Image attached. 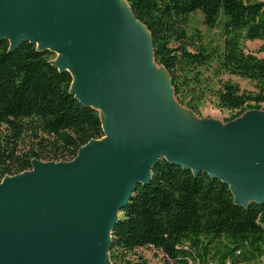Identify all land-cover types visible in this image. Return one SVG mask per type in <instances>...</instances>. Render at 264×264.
Masks as SVG:
<instances>
[{
  "label": "water",
  "instance_id": "1",
  "mask_svg": "<svg viewBox=\"0 0 264 264\" xmlns=\"http://www.w3.org/2000/svg\"><path fill=\"white\" fill-rule=\"evenodd\" d=\"M135 21L117 0L0 2V40L62 50L53 65L75 74L80 102L103 104L107 138L71 161H38L2 179L0 264H109L118 212L161 157L220 179L244 206L264 201V117L227 135L189 120L172 107L171 80L156 70L150 34Z\"/></svg>",
  "mask_w": 264,
  "mask_h": 264
},
{
  "label": "trees",
  "instance_id": "2",
  "mask_svg": "<svg viewBox=\"0 0 264 264\" xmlns=\"http://www.w3.org/2000/svg\"><path fill=\"white\" fill-rule=\"evenodd\" d=\"M126 2L150 34L154 61L167 72L179 104L198 113L207 93L221 109L264 104V57L243 48L245 41L260 40L264 53V0ZM195 12L208 27L223 15L220 51H208L200 34L189 33ZM53 54L36 43L10 49L8 39L0 40V182L30 170L34 159L71 161L82 146L105 135L98 108L71 93L72 74L53 65ZM214 58L220 72L250 80L253 90L230 79L211 86L204 73ZM142 247L153 249L163 264H264V201L244 206L220 179L161 157L149 183L138 184L118 212L109 264H145L127 258Z\"/></svg>",
  "mask_w": 264,
  "mask_h": 264
},
{
  "label": "rangeland",
  "instance_id": "3",
  "mask_svg": "<svg viewBox=\"0 0 264 264\" xmlns=\"http://www.w3.org/2000/svg\"><path fill=\"white\" fill-rule=\"evenodd\" d=\"M7 0H0V2H4ZM119 3L124 5L128 10V5L125 0H117ZM219 21L213 27H208L204 24L202 15L199 12L193 13L188 20L187 29L190 34L193 33L200 34V39L202 45L206 47V49L212 53L217 50H221L223 47V29L225 19L222 14ZM136 25L139 26L137 21H135ZM138 32L142 34L144 37H147L148 33L144 28L138 29ZM262 41L253 40V41H245L243 42V48L246 52L254 53L258 57H264L263 52H259L258 48L260 47ZM191 50V48H190ZM60 51V52H59ZM54 62H58L62 58L63 51L57 48L53 50ZM157 70L163 75V77L168 78L165 70L156 64ZM219 70V71H218ZM218 67V63L215 58L208 62L207 70H205L204 76L207 77L210 81V85L213 87H217L218 81L230 79L233 82L239 84L240 88L245 91L253 90V83L248 80L241 78L236 75H231L226 72H220ZM97 106L101 116H103V110L99 107L98 104H94ZM172 107L181 109L184 113H186L189 120L200 122V121H211L216 123L224 135H227L229 132L235 131L241 125L245 124L252 117L261 115L264 117V104L260 107H245L237 110H229V109H221L217 106L216 99L211 93L205 94L200 100V104L198 107V113L194 112L187 107L179 104L175 97H173ZM0 127V132L4 131ZM106 136L104 135L101 139L96 140L97 143H104L106 141ZM47 163V161L33 160L32 163L36 162ZM56 162H54L55 164ZM127 258L132 261L143 260L145 264H163V260L160 256L153 250L148 247H142L135 249L134 251L127 254Z\"/></svg>",
  "mask_w": 264,
  "mask_h": 264
},
{
  "label": "bare ground",
  "instance_id": "4",
  "mask_svg": "<svg viewBox=\"0 0 264 264\" xmlns=\"http://www.w3.org/2000/svg\"><path fill=\"white\" fill-rule=\"evenodd\" d=\"M60 52V51H59ZM63 55V54H62ZM156 70H157V67H156ZM73 77H74V80L76 79V76L75 74H73ZM99 107H101V109L103 110V104H99Z\"/></svg>",
  "mask_w": 264,
  "mask_h": 264
}]
</instances>
